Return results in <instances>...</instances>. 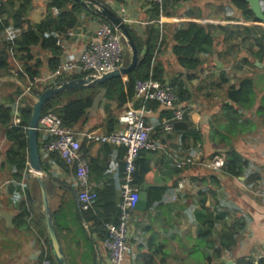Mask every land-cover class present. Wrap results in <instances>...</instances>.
Returning a JSON list of instances; mask_svg holds the SVG:
<instances>
[{
  "label": "crops",
  "instance_id": "0c3cea01",
  "mask_svg": "<svg viewBox=\"0 0 264 264\" xmlns=\"http://www.w3.org/2000/svg\"><path fill=\"white\" fill-rule=\"evenodd\" d=\"M2 1L4 0H0V3ZM46 1L33 0L28 16L30 24L40 23L45 18ZM100 1L142 37L149 22L151 5L136 0ZM169 3L172 4L170 0ZM217 4L212 0H177L174 10L169 11L171 16L161 17L159 22L167 25L169 31L172 26L180 24L231 25L240 29L263 25L245 22L239 14L231 17L230 13L233 11L228 12L230 5L224 7L227 12L224 10L223 16H213L212 12L218 7ZM219 4L223 7V3ZM16 6L17 2L14 0V8ZM84 7L88 9L78 16L75 28L67 31L71 36L64 38L60 63L67 57L77 59L94 39L100 22L90 14L92 7ZM227 18L236 22L224 21ZM3 19L6 17L3 16ZM5 34L6 39H13L11 31H6ZM0 35V41L3 38L5 40L3 32ZM219 38L224 44L223 36ZM168 43L159 52L165 77L180 73L172 62V44ZM244 53L245 56L236 57V62H241V65H225L224 61L232 56L231 50L225 48L217 51L216 56L220 60L215 58V63L203 65L194 80L185 84L189 100L179 105L189 113L185 118L187 123L180 130L164 133L158 128L164 119L160 116L161 110L152 111L147 108L149 112L144 114V121L152 127L149 140L155 147L153 150H143L149 166L143 182L146 185L147 208L144 212H134L131 217L128 252L123 264H233L239 258L255 262L264 259V66L255 65L258 63L255 61L257 69H253L250 64L242 63L243 58H248L246 50ZM32 54L34 57L38 55L44 64L49 56L37 50H33ZM15 63L17 62L14 61L12 65ZM232 71L238 73V77L251 79L253 83L254 95L242 106L231 104L223 94L228 85L238 86V82L234 84L228 78V72ZM222 75L227 81L218 87L216 85ZM180 80L184 81V76ZM51 81V75L46 70L35 80L37 84H50ZM0 82L24 88L22 97L12 103L16 105V115H11L15 124L18 109L26 103L32 107L34 102L27 92L30 84L23 86L14 76L1 78ZM256 89L258 93L255 94ZM11 92L12 89L8 91L7 88H4V92L0 90V106L10 109L12 104H8L5 99ZM133 102L132 98L114 116L118 125L113 132L124 129L130 114L136 111ZM104 104L106 102L102 92H98L86 116L72 130L80 139L82 134L89 132L106 134L103 123ZM110 105L115 107L113 103ZM224 105H230L231 110L223 111ZM39 135L40 160L49 175L47 187L50 192L47 194V201L50 217L57 228L59 243L60 237L68 252L65 264H110L98 234L89 233L90 224L79 220L77 195L80 191L76 186L74 168L63 161L65 165L60 166L51 159V153H46L43 149L46 135L43 131ZM7 148L4 128L0 124V264H40L44 241L33 226L34 223L27 219L26 226L21 228H16L13 223L25 200L32 206L33 218L44 219L41 202L39 203V186L28 174V163L22 181L11 179L4 157ZM123 153L121 147L103 146L85 140L80 142V154L89 170L88 190L97 193L113 185L119 193ZM230 153H234L239 160V176H231L226 171H211L205 167L213 157L223 155L226 159ZM187 157L194 159L193 165L180 170L173 168L174 161ZM42 172L43 178L45 173L43 170ZM150 189H162L160 193H151V205L147 194ZM231 226L237 230L238 244L230 253L217 259L213 251L216 248L217 234ZM209 243H215L212 249H207V245L205 247ZM91 249H94V257ZM201 253L207 259L202 258Z\"/></svg>",
  "mask_w": 264,
  "mask_h": 264
},
{
  "label": "trees",
  "instance_id": "16d2710c",
  "mask_svg": "<svg viewBox=\"0 0 264 264\" xmlns=\"http://www.w3.org/2000/svg\"><path fill=\"white\" fill-rule=\"evenodd\" d=\"M15 1L17 2L16 8H14V0H4L0 3V18L4 16L10 20L9 24L6 19H0V32L9 28L14 35L11 41H9V38L0 41V79L14 76L16 81L23 86L30 84L28 92L32 98H35L40 95L41 91L48 89L50 85L52 86L67 81H76L85 77L86 74L62 76L52 78L50 84H37L35 82L36 79L40 78L43 70H46L47 74L52 75L61 60V49L55 46V39L46 37L45 35L50 32L63 34L74 29L78 22V16L81 15L83 11L86 12L88 9L83 5L86 0H47L44 10L45 18H43L40 23L33 25L29 23L28 19L29 12L33 6V0ZM93 1L109 10L100 0ZM212 1L229 3V11L237 12L245 22L261 23L251 13L248 4L245 3L244 0ZM170 2H172V4L169 3V0L163 1L161 17L166 18L171 16L169 11L174 10V7L177 5V0H170ZM260 7L261 12L264 15V3H260ZM158 8L157 5H151V9L149 10V22L144 29L142 37L125 25L138 57V64L132 72L125 77L111 79L102 85L93 86L91 88H78L59 94L44 105L40 116L52 113L60 119L64 127L72 131L74 126L86 116V113L92 107L98 92H102V97L106 102L103 106V114L105 116L103 123L106 134H108L113 132L114 128L118 125V121L114 119V116L120 113L122 109L125 108L126 104L132 100L133 84L137 79H148L150 77L161 85H168L170 89L174 91V95L178 100L177 102L184 104L189 100V93L185 88V84L191 83L200 73L199 71L203 65L207 64L211 57H214V49L218 45L228 43H234L237 45L238 41H244L247 43L245 47L248 58H243L242 63L250 64L253 69H257L254 66L255 61L258 62L259 65L264 66L263 27L247 26L240 29L231 25L207 26L200 24H180L172 26V29L170 28L169 31L167 30V25L159 22L160 14ZM53 10L57 12L56 15H53ZM90 14L93 18L98 19L100 24L110 25L100 14L95 13L94 10L91 9ZM224 21L236 22L229 18ZM220 36H223L222 42L224 44L221 43ZM121 41L123 40L121 39ZM168 42L172 44L171 56H173L175 66L180 72L176 76H167L166 74L169 78L165 77L163 62L159 60V52L163 46L169 44ZM33 50H37L42 54H49L45 64L38 55H35L36 58L33 56ZM129 59V52H124L122 64L127 66ZM14 61H18L21 64V71L15 69L12 65ZM182 76H184V81L180 80ZM224 81H227V79L225 80L222 75L216 86L220 87L223 85ZM237 81V87L234 85H228L223 94L231 104L242 106L254 95L253 83L251 79L245 77H239ZM4 88H7L8 91L12 89V92L7 95L5 99L8 104H12L18 98L22 97L24 88L14 87L10 83L0 82V90H2V92H4ZM111 103L115 105L114 108L111 107ZM132 104L135 110L140 108L138 102L135 101ZM160 107L161 106L156 103H149L147 106V108L152 111H157L158 109L161 110L160 116L164 119H170L171 112L160 109ZM229 110H231L230 105H224L223 111ZM188 113L189 111H186L182 120L173 125V132L180 130V127L186 122L185 118H187ZM30 115L31 106L26 103L18 109L17 119L19 120V123L15 125L10 114V109L0 106V124L4 128V138L8 144L4 156L5 163L10 172L11 179L17 182L22 181L27 169L28 144L26 136ZM158 128L162 130L161 126ZM40 132V130L37 132L38 150L40 144ZM47 141L48 138L46 137V142ZM38 154L40 160L41 153L38 151ZM145 154L146 152L142 150L135 161L133 178L134 185L138 189L143 184L144 178L149 172V166L145 160ZM50 158L55 160L60 166L65 165L55 153L51 154ZM237 161L239 160L235 157L234 153H230L224 160L225 171L234 177L239 176L241 173L239 166H237ZM41 165V168L45 173L42 178V183L47 196L50 192L47 187V183L49 184V175L47 170L43 168V164L40 160V166ZM50 184L52 186L51 181ZM120 185L121 180L118 183L119 190ZM155 191L158 193L159 191L161 192L162 189H150L147 192L149 205L153 204L150 195L153 192L155 193ZM96 195L97 198L93 202L91 208L86 212H79V220L86 224H90L88 229L89 233L96 232L102 241L105 236L103 225L105 223H114L116 220L119 193L117 187L112 185L111 187L109 186L97 191ZM33 213L32 206H30L28 201L25 200V202L22 203V207L19 209V214L14 218V226L16 228H21L26 226L27 219L31 220V222L34 223L33 226L36 228L37 233H39L44 241V246H42L43 251L40 256V264L44 260H48L49 264H55L49 248L44 219L43 217L41 219H36L35 216L33 218ZM52 225L61 250V245L57 236V228L54 224ZM238 237L237 230H235L233 226L226 230L222 229L217 234L215 241L216 248L213 249L217 259H221L224 254L230 253V251L237 246ZM204 239L205 238H203V240ZM215 243L205 244V247L207 245V249H212ZM91 250L92 256L94 257V249ZM195 251L199 252L198 250ZM201 256L202 258L207 259L203 253H201ZM63 259L65 262L64 256ZM233 264H264V259H259L255 262L251 259L239 258L234 260Z\"/></svg>",
  "mask_w": 264,
  "mask_h": 264
},
{
  "label": "built area",
  "instance_id": "2783aa9c",
  "mask_svg": "<svg viewBox=\"0 0 264 264\" xmlns=\"http://www.w3.org/2000/svg\"><path fill=\"white\" fill-rule=\"evenodd\" d=\"M146 5H157L161 19V7L164 0H136ZM57 12L53 10V15ZM55 39V46L64 47V38L70 37V32L63 34L50 32L45 35ZM11 41L12 39L9 38ZM124 48L121 37L116 30L108 24H100L94 34L93 41L82 50L79 57L65 58L61 62L51 78L86 74L94 79L109 72H113L123 63ZM85 76V77H86ZM29 89H27L28 92ZM133 100L140 104V108L130 114V119L122 131L108 134L89 132L76 135L70 129L64 127L60 119L52 113L40 116L38 130L45 133L48 141L43 149L46 153L56 154L65 164L74 168L76 186L79 189L77 203L79 212L88 211L97 195L88 190V165L80 154V142L117 146L124 151L123 166L121 171V185L119 190L118 213L114 223L103 225L105 236L101 241L102 248L107 252L110 264H123L128 252V234L132 215L138 201L139 189L134 185L135 161L142 150H153L155 147L149 137L152 127L144 121V114L148 113L149 103H156L165 110L171 112L170 119L161 121L164 133H171L173 125L182 120L185 109L179 105L173 91L160 83L148 79H137L133 84ZM19 120H15V124ZM224 156L213 157L205 167L211 171H225ZM194 164V159L187 157L184 160L174 161L172 166L176 170ZM41 264H49L44 260Z\"/></svg>",
  "mask_w": 264,
  "mask_h": 264
},
{
  "label": "water",
  "instance_id": "95a60500",
  "mask_svg": "<svg viewBox=\"0 0 264 264\" xmlns=\"http://www.w3.org/2000/svg\"><path fill=\"white\" fill-rule=\"evenodd\" d=\"M244 2L248 4L249 10L254 15V17L262 24H264V15L261 12L260 0H244ZM83 5L92 7L95 13L100 14L110 24V26H112L116 30L123 42L127 45L130 59L127 66H124L122 64L113 72L105 73L95 79L91 76H86L76 81L61 82L60 84L52 85L48 89L41 91L38 97L33 98L34 102L31 107V115L26 136L28 144V174L29 176L33 177V179L39 186L41 195V207L44 215L45 231L49 243V248L51 250L55 264H65V262L56 239V234L50 218L47 196L42 183L43 172L40 166L37 145L38 121L41 115V111L48 101L52 100L59 94L78 88H91L93 86L102 85L103 83L111 79L125 77L130 72H132L138 64L137 52L124 22L112 11L107 10L105 7L95 3L93 0H86ZM255 65H258V63H255ZM9 108L11 110V115H16V105L12 104L9 106ZM145 192L146 185L143 184L139 188L138 201L135 206L136 212H144L147 208V199ZM226 264L232 263L227 262Z\"/></svg>",
  "mask_w": 264,
  "mask_h": 264
},
{
  "label": "rangeland",
  "instance_id": "374dc122",
  "mask_svg": "<svg viewBox=\"0 0 264 264\" xmlns=\"http://www.w3.org/2000/svg\"><path fill=\"white\" fill-rule=\"evenodd\" d=\"M260 3H264V0H260ZM218 5V7L216 8V10H214L213 12H212V15L213 16H216V15H224V13H225V11H226V9L224 8L225 6H229V3H226V2H223V7H222V5H220L219 3L217 4ZM225 10V11H224ZM227 12V11H226ZM228 12H230V11H228ZM230 16L231 17H233V16H238V13L237 12H232V13H230ZM1 20L3 19V17H1L0 18ZM4 20V19H3ZM6 20L8 21V23L10 24V20H8L7 18H6ZM258 25V24H257ZM260 25V24H259ZM262 27H264V24L263 25H261ZM10 32V30L8 31V29L7 30H4V31H2L3 32V35L5 36L6 34H5V32ZM2 32H0L1 34H2ZM1 36V35H0ZM6 37L7 36H5V39H6ZM242 37V36H241ZM4 40V38L2 39V41ZM122 44H123V48H124V52H129L128 51V48H127V45L122 41ZM231 45H233V46H231ZM247 45V43L246 42H244V41H238V43H237V45L236 44H234V43H232V44H226L225 46H223V45H218V46H216L215 47V57H211L209 60H208V64H213V63H215V61H214V59L216 58L217 60H220V57L217 55L216 56V53H217V51H220V50H223V49H225L226 48V50L228 49L229 51L231 50V53H232V56L230 55L229 57H228V59L226 60V61H224V64L225 65H230L231 63H233V65H235V64H237V65H241V62H236V57L237 56H239L240 58L241 57H243V56H245V53H244V51L246 50V46ZM241 50L243 51V52H241ZM171 58H172V62H173V64H174V66H175V62H174V58H173V56H171ZM17 63H15L14 64V66H15V69H18L19 71H21L22 70V67H21V64L18 62V61H16ZM223 63V62H222ZM176 67V66H175ZM172 72H169V74H171ZM206 75V74H205ZM240 75H243L242 73H240ZM241 77H244V76H241ZM228 78H229V80H231L234 84L235 83H237L238 81H237V79L239 78L238 77V73H236V72H228ZM263 82V81H262ZM256 93H258L257 92V89H256V92H255V94ZM41 202V199H40V201H39V203ZM29 227V226H28ZM24 231H26V230H24ZM59 240H60V245H61V250H62V253H63V256H64V258L67 260V258H68V255H67V250H66V246H65V243H62L61 242V239H60V237H59Z\"/></svg>",
  "mask_w": 264,
  "mask_h": 264
}]
</instances>
